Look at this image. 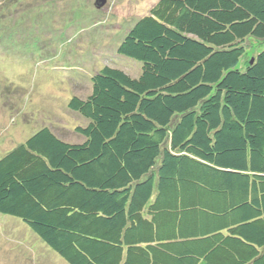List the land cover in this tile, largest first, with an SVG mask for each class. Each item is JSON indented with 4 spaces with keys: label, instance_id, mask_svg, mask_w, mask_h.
Returning a JSON list of instances; mask_svg holds the SVG:
<instances>
[{
    "label": "trees",
    "instance_id": "16d2710c",
    "mask_svg": "<svg viewBox=\"0 0 264 264\" xmlns=\"http://www.w3.org/2000/svg\"><path fill=\"white\" fill-rule=\"evenodd\" d=\"M116 53L142 71L69 100L82 143L0 158V214L67 264H264V0H158Z\"/></svg>",
    "mask_w": 264,
    "mask_h": 264
},
{
    "label": "rangeland",
    "instance_id": "374dc122",
    "mask_svg": "<svg viewBox=\"0 0 264 264\" xmlns=\"http://www.w3.org/2000/svg\"><path fill=\"white\" fill-rule=\"evenodd\" d=\"M157 1L107 0L102 8L97 0L0 5V158L45 126L64 141L82 143L75 128L85 122L69 110V100L91 94L92 76L106 65L140 75L142 65L116 49ZM0 264L67 263L21 220L0 214Z\"/></svg>",
    "mask_w": 264,
    "mask_h": 264
},
{
    "label": "water",
    "instance_id": "95a60500",
    "mask_svg": "<svg viewBox=\"0 0 264 264\" xmlns=\"http://www.w3.org/2000/svg\"><path fill=\"white\" fill-rule=\"evenodd\" d=\"M106 1L107 0H97L96 6H98V8H102V7H104Z\"/></svg>",
    "mask_w": 264,
    "mask_h": 264
}]
</instances>
